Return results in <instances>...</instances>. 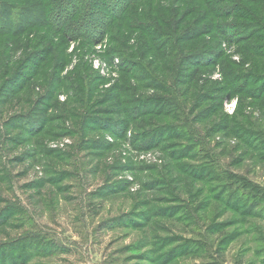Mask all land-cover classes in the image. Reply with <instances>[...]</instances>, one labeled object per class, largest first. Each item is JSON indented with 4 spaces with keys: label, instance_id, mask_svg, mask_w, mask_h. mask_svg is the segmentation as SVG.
<instances>
[{
    "label": "rangeland",
    "instance_id": "374dc122",
    "mask_svg": "<svg viewBox=\"0 0 264 264\" xmlns=\"http://www.w3.org/2000/svg\"><path fill=\"white\" fill-rule=\"evenodd\" d=\"M171 1L153 2L151 7L165 12L172 6ZM179 5L198 8L193 0H177L173 4ZM189 15L185 13L181 20L191 19ZM213 35L212 31L201 39L212 40ZM55 38L62 40L61 36ZM98 41L90 45L82 39L71 40L50 55L52 58L60 54L64 61L60 74L65 82L53 98L60 103L56 109L36 104L37 99L42 101L43 76L39 78V88H10L3 91L5 95L0 94V244H11L20 236L34 234L55 245L53 255L35 256L26 264H155L150 262L155 258L154 250L149 253L148 248L134 250L131 246L151 234L169 237L171 245L179 243L174 239L180 237L201 239L202 228L213 224L215 232L205 234L216 251L214 257L187 255L172 264H201L211 258L217 264H263L264 254L260 255V251L264 248V219L224 208L220 200L210 198L212 192L202 189L210 184L209 176L200 178L198 170H193L192 175L179 168L185 162L199 165L197 155L205 156L204 152H196L201 148L220 165L264 187V149L253 148L245 133L253 130V125L264 129V110L257 98L239 101L235 96L219 97L221 73L217 69L210 71V83L199 91L198 97L191 94L187 102L181 97L184 115L175 113L200 144L195 151H189L191 159L182 158L168 135L156 136L151 142L139 138L133 120L117 118L109 111L114 102L106 96V90L123 76V69L129 68L133 77L124 76L135 91L156 93V85L150 80V72L144 70V62L119 65L117 55L109 61L111 52L107 48L114 47L113 42L107 36ZM232 51L233 48L226 49L225 55ZM146 59L149 58L145 62ZM168 59L161 57L156 68H148L160 75L163 72L158 65ZM48 73L49 67L44 69V74ZM178 88L186 89L184 85ZM32 106L39 109L37 117L46 113L53 119L46 121L37 134L30 135L16 126L14 118L28 113ZM222 113L231 116L229 120L237 126L224 123ZM82 114L89 119L84 120ZM152 115L147 111L142 117L151 122L155 119V126L173 123L169 114ZM95 119L104 124L106 119L114 123L116 119L127 126L118 133L97 124ZM170 207L176 211L172 218H180L177 221L170 218ZM4 210L12 214L1 219ZM131 214L137 217L130 222L142 228L131 226L128 221L115 224L116 218ZM191 214L201 227L198 235L185 226L190 223ZM203 215H208V219L204 220Z\"/></svg>",
    "mask_w": 264,
    "mask_h": 264
},
{
    "label": "trees",
    "instance_id": "16d2710c",
    "mask_svg": "<svg viewBox=\"0 0 264 264\" xmlns=\"http://www.w3.org/2000/svg\"><path fill=\"white\" fill-rule=\"evenodd\" d=\"M159 1L167 0H0V94L5 95L3 91L10 88H39V78L43 76L45 87L40 96L42 101L39 103L37 99L36 104H45L49 110L56 109L60 103L53 98L65 82L60 74L64 61L60 54L52 58L50 55L58 53V48L68 41L82 39L85 44L93 45L107 36L114 46L107 48L111 52L108 53V60L117 55L119 65L134 66L144 62V70L150 72V80L153 79L156 85V93L145 94L138 89L136 93L130 79L125 77L130 76L129 68L123 69V76L106 90V96L114 102L113 109L109 111L117 118L125 116L129 121L133 120L139 129V138L151 142L156 136L168 135L175 141L173 144L178 146V155L191 159L189 151H195L200 144L188 131V125L181 123L180 116L175 113L179 111L177 114L184 115L186 111L181 97L185 98V102L191 98V94L198 97L199 91L210 83V71L217 69L221 73L222 93L219 97L235 96L239 101L245 97H254L264 110V0H193V3H198L196 10L180 8L181 5L175 7L173 4L177 0H172L169 9L157 12L151 4ZM185 13L190 14L191 19L181 20ZM130 22L132 24L129 25ZM200 22L205 23L204 26L201 27ZM211 30L214 39H201ZM56 36H61L62 40H54ZM190 43L191 47L188 46ZM230 48L233 51L225 55V50ZM231 56L237 59H231ZM161 57L169 59L161 66L158 65L163 73L156 76L148 67L156 68ZM145 58L149 59L145 62ZM47 67L50 68V74H44ZM158 68L155 70L158 71ZM180 85L186 89H179ZM147 111L153 114L152 117L169 114L173 123L155 126V119L151 122L142 117ZM38 112L39 109L32 106L28 113L14 118L16 126L27 130L30 135L37 134L46 121L53 119L46 113L37 117ZM82 115L84 120L89 119L85 114ZM221 115L224 123L237 126L236 122L229 120L231 116L225 113ZM95 121L118 133L127 126L124 121L118 122L116 119L115 123L106 119V124L100 119ZM245 133L246 141L253 148L264 149V129L253 125V130ZM202 150L199 148L196 151L205 154L204 157L197 155L199 165L194 167L185 162L179 168L192 175L193 170H198L200 178L209 176L210 184L202 189L207 193L212 192L210 198L220 200L224 208L264 219V187L220 165L208 152ZM203 158L209 161H201ZM172 209L170 207V218L177 221L180 218H172L176 214ZM5 210L1 219L12 214ZM192 214L190 223H185V226L198 235L201 227L192 218ZM134 217L137 215H123L114 221L115 224L128 221L131 226L142 228L130 222ZM202 217L208 219V215ZM147 220L146 217L144 221ZM212 228L213 224L206 225L205 230L202 228V235H199L201 239L180 237L174 239L180 241L174 245H171L173 243L169 237L145 235V239H139L130 249L148 248L149 253L154 250L155 258L150 262L155 264H172L179 257L196 254H202L203 259H210L216 251L212 250L205 232L208 236L212 235L215 232ZM153 238L155 241L150 243ZM151 245L153 247L149 249ZM54 247L50 241H41L34 234L31 237L20 236L11 244H0V264H26L35 256L53 255ZM261 254H264V248ZM211 259L201 264H217Z\"/></svg>",
    "mask_w": 264,
    "mask_h": 264
}]
</instances>
